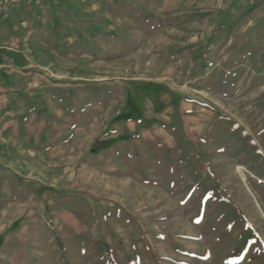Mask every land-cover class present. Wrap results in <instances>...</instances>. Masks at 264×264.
I'll return each mask as SVG.
<instances>
[{
  "label": "rangeland",
  "instance_id": "rangeland-1",
  "mask_svg": "<svg viewBox=\"0 0 264 264\" xmlns=\"http://www.w3.org/2000/svg\"><path fill=\"white\" fill-rule=\"evenodd\" d=\"M0 264H264V0H12Z\"/></svg>",
  "mask_w": 264,
  "mask_h": 264
},
{
  "label": "built area",
  "instance_id": "built-area-1",
  "mask_svg": "<svg viewBox=\"0 0 264 264\" xmlns=\"http://www.w3.org/2000/svg\"><path fill=\"white\" fill-rule=\"evenodd\" d=\"M12 2V0H0V16L5 13L7 6Z\"/></svg>",
  "mask_w": 264,
  "mask_h": 264
}]
</instances>
